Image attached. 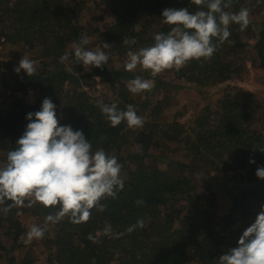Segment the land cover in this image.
I'll list each match as a JSON object with an SVG mask.
<instances>
[{
  "label": "trees",
  "instance_id": "1",
  "mask_svg": "<svg viewBox=\"0 0 264 264\" xmlns=\"http://www.w3.org/2000/svg\"><path fill=\"white\" fill-rule=\"evenodd\" d=\"M86 2L0 0V47H15L22 57L34 60L37 69L30 77L23 71L16 73L19 63L0 54V85L8 90L0 95L4 107L0 161L26 130L27 114L39 111L43 99L51 98L60 126L81 130L93 151L103 148L117 157L125 186L116 199L102 201L104 212L93 209L90 219L80 225L67 219L49 224L43 239L29 243L21 237L32 224L43 225L55 209L36 204L0 214V264H216L221 255L237 247L264 205V180L255 174L264 167L260 150L264 149V92L257 98L231 83L247 69L249 54L254 56L253 68L264 69V29L252 31L251 21L243 31L233 24L230 37L216 42L210 59L151 77L139 68L125 70L127 52L154 43L155 22L156 33L170 31L171 26L163 23L164 9L195 12L198 6L191 0H100L109 20L86 28ZM241 8L263 15L264 20V0H232L226 11ZM248 31L256 35L250 52L244 40ZM82 35L89 37V49L111 45L103 49L109 60L102 68L85 71L82 64L60 62ZM125 38L136 43L125 45ZM137 75L154 79V87L130 93L127 82ZM194 87H215L220 95L210 97L199 91L201 100L190 101L191 115L178 120L189 112L178 107V97ZM29 89L34 94L32 103L24 98ZM98 101L116 103L120 110L134 106L145 119L143 127L130 129L126 122L110 126ZM219 181L223 186L233 182L227 185L224 209L212 186ZM139 200L143 204L138 206ZM137 220H143L144 227L129 233ZM106 222L118 235L100 234ZM90 234L95 242L88 239ZM37 244L45 253L43 261L36 253Z\"/></svg>",
  "mask_w": 264,
  "mask_h": 264
},
{
  "label": "clouds",
  "instance_id": "2",
  "mask_svg": "<svg viewBox=\"0 0 264 264\" xmlns=\"http://www.w3.org/2000/svg\"><path fill=\"white\" fill-rule=\"evenodd\" d=\"M191 2L199 10H163V23L171 26L170 31L156 33L151 46L128 51L124 63L127 72L139 68L155 77L194 60L210 59L217 50L216 42L223 43L230 37L231 25H239L243 31L250 24V9L226 11L232 0ZM89 42V37L82 35L79 42H73L71 51L59 58L60 62L82 64L85 71H90L91 67L102 68L109 60L103 49L111 45L102 43L89 49L86 47ZM123 43L135 44L136 41L125 38ZM14 71H23L30 77L37 71L36 62L23 56ZM153 87L154 79L142 75L127 82V89L132 94L150 91ZM97 103L112 127L126 122L130 129L141 128L145 123L132 105L120 110L116 103ZM26 120V130L16 141L15 149L8 151L6 158L0 161V214L7 216L12 209L32 208L36 204L55 209L45 217L43 225L32 224L21 237L24 243H29L43 239L49 224L67 219L80 225L90 219L93 209L104 212L106 205L102 201L118 197L124 189L125 177L115 155L103 148L93 151L91 142L81 130L60 126L56 105L51 98H44L40 110L27 114ZM260 150L264 152V149ZM249 162L255 161L250 159ZM255 174L264 180V167H258ZM136 203L139 206L143 200ZM137 227H144L143 220H137L127 231L130 233ZM100 234L118 235L112 232V226L107 222ZM88 239L95 242L91 234ZM216 264H264V205H261L255 221L239 237L237 247L221 255Z\"/></svg>",
  "mask_w": 264,
  "mask_h": 264
},
{
  "label": "rangeland",
  "instance_id": "3",
  "mask_svg": "<svg viewBox=\"0 0 264 264\" xmlns=\"http://www.w3.org/2000/svg\"><path fill=\"white\" fill-rule=\"evenodd\" d=\"M99 1L100 0H87V2L85 3L84 6V11H85V15H84V19H83V23L84 25H86V28H93L96 27L99 23L101 22H105L108 21V13L106 11L105 8L99 6ZM263 15L261 14H255V13H250V21L252 22V24H254L253 26V30L256 29V31L260 32L264 29V20H263ZM251 24V25H252ZM263 24V25H262ZM102 25V24H101ZM157 22L154 23V26H152L151 29V33L153 35H155L156 33V29H157ZM252 31H248L245 34V42L248 45L247 48V52H250L253 50V47L255 45V34ZM0 54L4 56V59L6 61H12L13 64H18L20 62V60L22 59V56L20 55L19 50H17L15 47L6 45V47L4 49H2V47H0ZM253 54H249V58L246 61L247 63V69L245 66V71H243L241 73V75L239 76V78H237L235 81L231 82L232 84H238L236 86H234V88H239L238 86H240L242 88V90L244 91H248V93L251 94H255V96L257 98H261L263 96V92H264V69L259 68V67H254L253 68ZM18 60V61H17ZM167 73H170L167 71ZM193 89H195L193 92H182V97H178V107L179 108H186L189 112L183 116H179L178 120H186L185 118L188 117V115H191V113L193 112L192 109V104L190 103V101L194 104L196 103V101L201 100V96L202 94L199 93L200 92H208V96H212L214 94H219L218 90L214 87V88H199V87H194ZM192 89V90H193ZM4 93H8V90L5 89L4 87H2L0 85V95L2 96ZM27 100L29 101H34V94L28 98L26 97ZM2 101V98H0V103ZM4 109L3 105H0V112H2V110ZM192 109V110H191ZM173 111H171V113H173ZM182 118V119H181ZM222 181H219L217 183H213V188L218 192L219 194V202L221 204V208L224 209L226 203H227V199H226V193L229 190V186L227 185H232L233 182L229 181L228 183H226L225 186L222 185ZM39 249H36V253L38 255V258L40 261L44 260V256L45 253L42 252V248L40 247L39 244H37Z\"/></svg>",
  "mask_w": 264,
  "mask_h": 264
},
{
  "label": "built area",
  "instance_id": "4",
  "mask_svg": "<svg viewBox=\"0 0 264 264\" xmlns=\"http://www.w3.org/2000/svg\"><path fill=\"white\" fill-rule=\"evenodd\" d=\"M32 95H33V91L29 89L27 93L24 95L25 101L32 103L33 101H29L26 99V97L30 98Z\"/></svg>",
  "mask_w": 264,
  "mask_h": 264
}]
</instances>
